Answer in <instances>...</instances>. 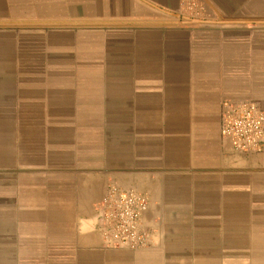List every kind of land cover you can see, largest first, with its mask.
I'll use <instances>...</instances> for the list:
<instances>
[{
  "label": "crops",
  "instance_id": "0c3cea01",
  "mask_svg": "<svg viewBox=\"0 0 264 264\" xmlns=\"http://www.w3.org/2000/svg\"><path fill=\"white\" fill-rule=\"evenodd\" d=\"M225 99L264 109V0H0V264H264V147L222 138ZM110 184L149 248L105 246Z\"/></svg>",
  "mask_w": 264,
  "mask_h": 264
},
{
  "label": "built area",
  "instance_id": "2783aa9c",
  "mask_svg": "<svg viewBox=\"0 0 264 264\" xmlns=\"http://www.w3.org/2000/svg\"><path fill=\"white\" fill-rule=\"evenodd\" d=\"M221 136L237 151L261 152L264 147V109L251 100H223ZM149 206L146 194L110 184L95 205L96 230L105 246L131 251L149 248L152 231L144 223Z\"/></svg>",
  "mask_w": 264,
  "mask_h": 264
},
{
  "label": "water",
  "instance_id": "95a60500",
  "mask_svg": "<svg viewBox=\"0 0 264 264\" xmlns=\"http://www.w3.org/2000/svg\"><path fill=\"white\" fill-rule=\"evenodd\" d=\"M175 15L178 16L177 14ZM187 20H191L192 22L214 23L213 21H207V20H202V19H187Z\"/></svg>",
  "mask_w": 264,
  "mask_h": 264
}]
</instances>
